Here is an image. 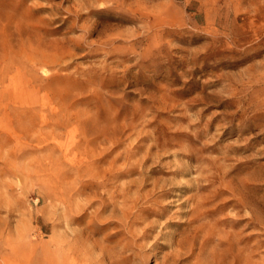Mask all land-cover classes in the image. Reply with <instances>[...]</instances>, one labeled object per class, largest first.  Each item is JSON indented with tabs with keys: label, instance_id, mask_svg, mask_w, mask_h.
Segmentation results:
<instances>
[{
	"label": "rangeland",
	"instance_id": "obj_1",
	"mask_svg": "<svg viewBox=\"0 0 264 264\" xmlns=\"http://www.w3.org/2000/svg\"><path fill=\"white\" fill-rule=\"evenodd\" d=\"M0 264H264V0H0Z\"/></svg>",
	"mask_w": 264,
	"mask_h": 264
}]
</instances>
